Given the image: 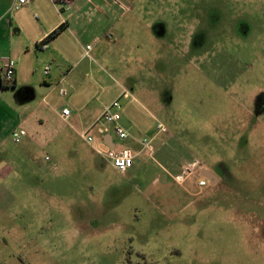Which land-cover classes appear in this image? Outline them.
<instances>
[{"label":"rangeland","instance_id":"rangeland-1","mask_svg":"<svg viewBox=\"0 0 264 264\" xmlns=\"http://www.w3.org/2000/svg\"><path fill=\"white\" fill-rule=\"evenodd\" d=\"M121 7L116 44L82 41L69 84L62 77L71 66L50 80L57 67L32 51L20 61L21 84L3 88L0 106L31 116L24 129L45 145L25 160L10 146L7 164L24 176L18 184L0 174L10 192L0 194V264H264V0ZM12 8L35 28L34 17ZM98 17L92 26L101 31L111 18ZM14 49L25 56L26 44ZM116 99L131 136L113 134L118 149L137 152L133 140L157 135L153 154H140L126 174L81 136L87 118ZM193 162L218 183L201 173L178 180Z\"/></svg>","mask_w":264,"mask_h":264},{"label":"crops","instance_id":"crops-1","mask_svg":"<svg viewBox=\"0 0 264 264\" xmlns=\"http://www.w3.org/2000/svg\"><path fill=\"white\" fill-rule=\"evenodd\" d=\"M122 1L133 2V0H70V4L67 5L65 2L56 4L54 3V0H32L28 6L22 7L23 9L20 11V13L28 15L31 19L33 17L36 19L35 22L32 20L35 24V28L28 29L21 24L15 14H12V7L13 5L16 7L15 4L17 0H0V62L3 58L9 57L12 59L14 54L18 55L16 60L12 59L15 62L14 87L21 84L22 65L23 63L26 65L29 63L28 56L32 51H34L38 60L41 59L40 61H42L48 59L46 62L51 61V63L57 67L55 76H51L50 80H58L57 76L61 72L59 69L61 64L68 68L75 61L74 49H76L80 55L82 54V50L77 49L79 46L80 48L82 47V41L84 42V40H87L88 38H92L95 42L108 39L106 41L109 43L114 41L116 44V27L121 21L120 18L118 20L116 19L117 7L119 10L122 9ZM59 5H61L60 9H58ZM99 15L100 17H98ZM104 15L109 16L111 21L107 19L103 20V22L105 21L104 23L109 22L110 24L108 27L100 31L99 28L92 26V18L98 17V21H100L102 20L101 16L103 17ZM63 24L65 27L62 31L47 42L43 43L51 33ZM15 26H18V29L14 30L20 35H18V37H14V34H12ZM21 43L26 44L27 50L25 51V56L17 51L14 53V48ZM35 47L38 49L36 50ZM20 61L23 63H20ZM73 74H76V70L75 67L71 66L68 73L62 77V80H66L67 84H69ZM48 82L51 84V81ZM3 92L4 89L0 87V96H2ZM71 115L69 119L71 118ZM98 115L93 118L89 116L86 120V124L90 127L100 116ZM30 117L31 116H28L26 118L22 113L21 108H19L18 112L15 110L12 117L11 114L5 111L4 106H0V174L2 173V175L5 176L3 178H6L13 173V181L18 184L20 183V178L22 177L21 174L23 175V173H21L20 166L15 162H13V168L7 164L8 161H10V159L7 158V155H9V157L12 156L9 153L13 141L11 138L12 133L18 128L24 129V125L30 120ZM44 141L45 139H42L39 136L36 138H29L28 134H26L19 146H15V151L18 154L17 159L21 160L22 156V159L25 160L28 150H32L31 154L36 158L38 156L36 153L40 149L38 143L40 145H45ZM133 141L134 143L137 142L135 140ZM5 157L7 159H5ZM13 157L14 159L16 158L14 155ZM138 157L139 156H137L136 159ZM137 164L138 163L135 160L133 167ZM207 170L210 172L209 169ZM202 174L206 179H213L211 182L213 185L219 181V178L215 173H213L214 176L205 171L202 172ZM0 194L2 197L6 198H9L10 196V192L5 188L3 182L0 183Z\"/></svg>","mask_w":264,"mask_h":264},{"label":"built area","instance_id":"built-area-1","mask_svg":"<svg viewBox=\"0 0 264 264\" xmlns=\"http://www.w3.org/2000/svg\"><path fill=\"white\" fill-rule=\"evenodd\" d=\"M32 0H17L16 7H26L28 6ZM61 2L70 4V0H54V3L59 4ZM91 49L90 45H87L85 48L86 55H88L89 50ZM47 73V71H46ZM15 74V62L7 57L1 59L0 62V81L1 82H12L14 80ZM62 94H66L65 91ZM122 105L119 99L114 100L112 103L107 105L101 115L94 121V123L84 131L81 136L83 139L92 146L93 151L103 157L108 159L111 162L112 167L121 174H126L128 170H130L135 163V159L137 156L142 154L143 152L149 151L150 155L153 154L152 142L155 135L152 138H144L143 140H137V144L140 146V150L138 152H134L129 148H125L121 146L123 143H120L121 149L117 148V144L114 142L113 134L117 137V139L121 142H125L131 138L130 134L122 127L121 120V112ZM71 115V110L62 107L60 110V116L63 120H68ZM158 133H166L167 130L162 124H158L157 126ZM26 131L23 128H18L14 130L12 133V138L14 143L20 144L22 139L26 136ZM111 137V141H108V137ZM194 164L185 166L183 169V175L177 178L178 180H182L184 177L190 174L191 169L194 168ZM201 184H204L201 182Z\"/></svg>","mask_w":264,"mask_h":264},{"label":"flooded vegetation","instance_id":"flooded-vegetation-1","mask_svg":"<svg viewBox=\"0 0 264 264\" xmlns=\"http://www.w3.org/2000/svg\"><path fill=\"white\" fill-rule=\"evenodd\" d=\"M192 164H194L195 166H194V168L193 169H191V172H190V174L189 175H187L186 177H184L181 181H183L185 178H188V177H190V176H193L194 174H200L201 173V176H203L205 179H206V177L202 174V172H206V173H210L211 175H213L214 176V172L213 171H211L209 168H207V167H205V166H202L199 162H193V163H191V164H185V165H183L182 167H181V169H182V172H183V169H184V167L185 166H188V165H192ZM207 169H209L210 170V172L207 170ZM216 174V173H215ZM182 175H183V173H182ZM180 176L178 175V176H176V178H179ZM207 180L208 181H210V183L212 182V180L213 179H208L207 178ZM201 182H203L204 184H201ZM218 183V182H217ZM216 183V184H217ZM206 182L204 181V180H202V181H199V186H206ZM212 184V183H211ZM213 185V184H212ZM215 185V184H214Z\"/></svg>","mask_w":264,"mask_h":264},{"label":"trees","instance_id":"trees-1","mask_svg":"<svg viewBox=\"0 0 264 264\" xmlns=\"http://www.w3.org/2000/svg\"><path fill=\"white\" fill-rule=\"evenodd\" d=\"M64 24L61 25L57 30H55L53 33H51L45 40L43 43L47 42L48 40H50L51 38H53L55 35H57L60 31H62L64 29ZM14 80L12 82H0V87L4 88V87H8V86H14Z\"/></svg>","mask_w":264,"mask_h":264},{"label":"water","instance_id":"water-1","mask_svg":"<svg viewBox=\"0 0 264 264\" xmlns=\"http://www.w3.org/2000/svg\"><path fill=\"white\" fill-rule=\"evenodd\" d=\"M107 139H108L109 142L111 141V137L110 136Z\"/></svg>","mask_w":264,"mask_h":264}]
</instances>
